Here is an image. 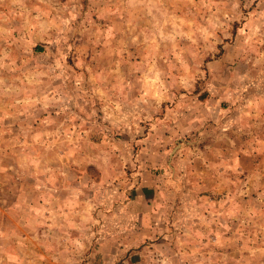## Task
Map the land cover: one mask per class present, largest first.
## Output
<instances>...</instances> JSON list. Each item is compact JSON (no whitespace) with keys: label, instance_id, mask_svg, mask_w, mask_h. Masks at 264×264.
Instances as JSON below:
<instances>
[{"label":"rangeland","instance_id":"rangeland-1","mask_svg":"<svg viewBox=\"0 0 264 264\" xmlns=\"http://www.w3.org/2000/svg\"><path fill=\"white\" fill-rule=\"evenodd\" d=\"M0 264H264V0H0Z\"/></svg>","mask_w":264,"mask_h":264},{"label":"crops","instance_id":"crops-1","mask_svg":"<svg viewBox=\"0 0 264 264\" xmlns=\"http://www.w3.org/2000/svg\"><path fill=\"white\" fill-rule=\"evenodd\" d=\"M105 257V256H104Z\"/></svg>","mask_w":264,"mask_h":264}]
</instances>
